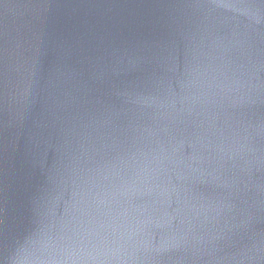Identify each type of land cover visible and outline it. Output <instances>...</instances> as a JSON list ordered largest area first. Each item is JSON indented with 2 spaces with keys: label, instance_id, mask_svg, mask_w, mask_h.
I'll return each instance as SVG.
<instances>
[{
  "label": "water",
  "instance_id": "water-1",
  "mask_svg": "<svg viewBox=\"0 0 264 264\" xmlns=\"http://www.w3.org/2000/svg\"><path fill=\"white\" fill-rule=\"evenodd\" d=\"M0 264H264V0H0Z\"/></svg>",
  "mask_w": 264,
  "mask_h": 264
}]
</instances>
